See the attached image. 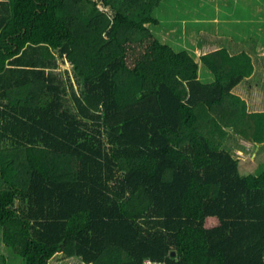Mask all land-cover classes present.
I'll use <instances>...</instances> for the list:
<instances>
[{
  "label": "trees",
  "instance_id": "1",
  "mask_svg": "<svg viewBox=\"0 0 264 264\" xmlns=\"http://www.w3.org/2000/svg\"><path fill=\"white\" fill-rule=\"evenodd\" d=\"M101 1L0 0V240L24 264H264V164L225 146L264 143L232 91L251 55L203 54L204 82L148 26L161 0Z\"/></svg>",
  "mask_w": 264,
  "mask_h": 264
},
{
  "label": "rangeland",
  "instance_id": "2",
  "mask_svg": "<svg viewBox=\"0 0 264 264\" xmlns=\"http://www.w3.org/2000/svg\"><path fill=\"white\" fill-rule=\"evenodd\" d=\"M97 1L100 8L107 10L101 0ZM152 16L158 20L157 24H148L153 32L163 42L172 45L175 50L182 48L189 50L197 61L203 52L220 44L248 38L247 44H250L256 40L255 54L253 52L251 54L255 59L257 73L237 85L232 91L244 97L249 111L264 110V46H262L264 45V0H161L153 8ZM229 50L232 53L237 52L235 48L230 47ZM58 63L59 67L53 70L56 73L63 71L65 77L68 75L69 81L73 84L72 89L79 92V83L73 76L71 64L61 58L58 59ZM200 69L201 80L204 82L213 80V74L205 67ZM203 119H207L205 115ZM228 131L230 135L226 138L225 146L241 160L244 165L241 168L244 169L243 172L258 173L264 164V143L255 144ZM0 264H24V260L14 249L0 240ZM49 264L87 263L78 257H65L57 253L49 260Z\"/></svg>",
  "mask_w": 264,
  "mask_h": 264
},
{
  "label": "crops",
  "instance_id": "3",
  "mask_svg": "<svg viewBox=\"0 0 264 264\" xmlns=\"http://www.w3.org/2000/svg\"><path fill=\"white\" fill-rule=\"evenodd\" d=\"M241 1V0H240ZM254 34V33H253ZM254 38H256V37H254ZM249 39V38H248ZM248 39H244V40H234L233 42H231V43H228V44H226V43H224V44H220V46H216V47H214L213 49H209V50H207V51H205V52H203V54H205V53H208V52H211V51H214V50H217V49H219V48H222V47H226L227 49H229L230 47L231 48H235V50H237V52H233L232 53V51L231 50H229L230 51V53L231 54H235V53H238V52H241V51H246V52H248L250 55H251V58H252V62H253V64H254V57L252 56V54H251V52H253L254 54H255V42H256V40L253 42V43H250V44H247V40ZM263 40H264V38H263ZM209 45H211V44H209ZM262 46H264V45H262ZM263 48V47H262ZM189 51V50H188ZM190 52V51H189ZM192 54V53H191ZM203 54H201L200 56H199V60H198V62H199V73H200V71H202L200 68L201 67H204L203 65H201V60H200V57L203 55ZM193 57H195L194 55H192ZM256 57V56H255ZM257 68H256V66H255V64H254V73L252 74V76L251 77H253L256 73H257ZM205 72V71H204ZM205 76H206V73H205ZM251 77H249V78H247V79H245V80H249ZM214 78V77H213ZM201 79V78H200ZM244 80V81H245ZM244 81H242V82H244ZM241 82V83H242ZM240 84V83H239ZM238 84V85H239ZM237 86V85H236ZM235 86V87H236ZM234 87V88H235ZM235 94H237V95H240L243 99H244V97L241 95V94H238V93H235ZM264 100V99H263ZM248 104V103H247ZM253 106H255L254 104H253Z\"/></svg>",
  "mask_w": 264,
  "mask_h": 264
},
{
  "label": "built area",
  "instance_id": "4",
  "mask_svg": "<svg viewBox=\"0 0 264 264\" xmlns=\"http://www.w3.org/2000/svg\"><path fill=\"white\" fill-rule=\"evenodd\" d=\"M145 264H163V263H159V262L156 263V262H152L150 260H146Z\"/></svg>",
  "mask_w": 264,
  "mask_h": 264
}]
</instances>
